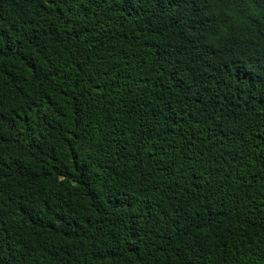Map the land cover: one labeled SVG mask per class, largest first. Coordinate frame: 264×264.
<instances>
[{
    "label": "trees",
    "instance_id": "trees-1",
    "mask_svg": "<svg viewBox=\"0 0 264 264\" xmlns=\"http://www.w3.org/2000/svg\"><path fill=\"white\" fill-rule=\"evenodd\" d=\"M0 264H264V0H0Z\"/></svg>",
    "mask_w": 264,
    "mask_h": 264
}]
</instances>
